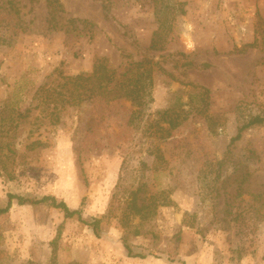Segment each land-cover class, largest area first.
Instances as JSON below:
<instances>
[{
  "label": "rangeland",
  "instance_id": "rangeland-1",
  "mask_svg": "<svg viewBox=\"0 0 264 264\" xmlns=\"http://www.w3.org/2000/svg\"><path fill=\"white\" fill-rule=\"evenodd\" d=\"M60 2L0 0V207L54 195L92 220L114 192L172 202L125 228L118 207L96 236L14 199L0 264H264V0ZM97 56L121 73L148 60L151 101H78L69 78Z\"/></svg>",
  "mask_w": 264,
  "mask_h": 264
},
{
  "label": "trees",
  "instance_id": "trees-1",
  "mask_svg": "<svg viewBox=\"0 0 264 264\" xmlns=\"http://www.w3.org/2000/svg\"><path fill=\"white\" fill-rule=\"evenodd\" d=\"M47 2L54 12L62 11L60 0H47ZM104 9L108 12L107 4H104ZM55 22L54 18L52 25L56 26ZM84 22H86V20H84ZM161 28L162 26H160L159 31L156 33V37L152 40V48H159L160 35L162 33ZM144 61L129 63V67L126 71L121 73L117 68L112 67L108 57L97 56L94 60V70L91 74H78L74 77H70L68 83L77 87H84L82 93L76 94V99L80 102L84 99L106 96L108 99H125L131 101L133 105L142 108V105L151 101L153 84L152 67L150 64L147 65ZM188 64L192 65L193 62L188 61ZM262 122L263 119L261 117L251 119L248 123L239 128L237 135L232 138V141L239 140L242 136V132L246 128ZM14 199H16L20 205L50 204L63 211L66 218H77L85 225L91 227L96 236L101 235L103 220L113 216L115 214V209L118 207L122 206V213L119 220L125 228L130 223L131 218L138 217L141 221L146 220L156 214L159 205H169L172 202L166 195L161 199V204L156 201V197L146 202L145 199L138 196V190L130 191V196L114 192L107 213L102 217L89 220L85 218L82 209L71 208L64 200H60L54 195L35 197L9 193L7 205L0 207V215L10 211ZM115 203H118V205ZM123 244L129 256L146 257V255L134 251L133 245L128 241L127 237L123 238ZM50 263L57 264L55 259ZM28 264L36 263L29 262Z\"/></svg>",
  "mask_w": 264,
  "mask_h": 264
}]
</instances>
